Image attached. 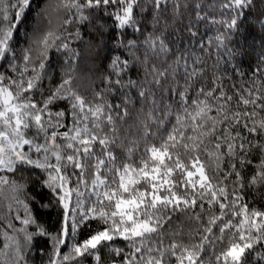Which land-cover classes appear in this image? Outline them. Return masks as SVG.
I'll use <instances>...</instances> for the list:
<instances>
[{"label": "snow or ice", "instance_id": "6c2138e0", "mask_svg": "<svg viewBox=\"0 0 264 264\" xmlns=\"http://www.w3.org/2000/svg\"><path fill=\"white\" fill-rule=\"evenodd\" d=\"M202 24L264 53V0H0V264H264V58Z\"/></svg>", "mask_w": 264, "mask_h": 264}, {"label": "trees", "instance_id": "16d2710c", "mask_svg": "<svg viewBox=\"0 0 264 264\" xmlns=\"http://www.w3.org/2000/svg\"><path fill=\"white\" fill-rule=\"evenodd\" d=\"M206 2L210 5H215L216 0H206ZM215 13L217 16L220 15V10L217 7H212L209 9V14ZM217 31H224L222 26L218 24H209V25H200V33L204 37L205 42H207L208 37L213 38V44L211 49H205L206 52H209V55L205 57L207 60V64L209 66L210 71L214 70V66L219 65V69L221 70V74L227 73L231 79H225V86L230 87L232 83H236L238 86L240 85L242 77L234 71L233 65L238 66L241 71L248 73L251 75L252 70L257 66L259 61L264 58V53L261 52L260 44V34L258 28L255 30H247L244 36L236 37L233 40V44L235 47H242L243 54L238 55L234 60L229 62V53L227 49L222 48L219 53H217V47L215 42V36ZM238 39L239 44L235 43V40ZM233 44H229L228 48H233ZM235 49L233 48V51ZM219 54L220 59L217 61V55ZM81 68L83 71L88 70L87 56H85V62L82 63ZM247 76L243 77V79L247 80ZM135 129H130L127 125L121 127V139L123 141V146L119 148L117 151L119 155L122 157L125 156L126 151L129 147H131V138L135 135ZM142 150V145L140 149L137 150V156L139 151ZM46 194V193H45ZM42 216L50 223L54 224L56 221V210L55 209H42ZM2 239V238H0ZM255 259V257H254ZM37 264L39 262L37 261Z\"/></svg>", "mask_w": 264, "mask_h": 264}]
</instances>
